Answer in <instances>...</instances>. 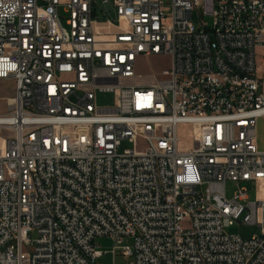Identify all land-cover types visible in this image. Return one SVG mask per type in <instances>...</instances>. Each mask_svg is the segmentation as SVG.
Instances as JSON below:
<instances>
[{"label": "built area", "instance_id": "1", "mask_svg": "<svg viewBox=\"0 0 264 264\" xmlns=\"http://www.w3.org/2000/svg\"><path fill=\"white\" fill-rule=\"evenodd\" d=\"M263 60L264 0H0V264H264Z\"/></svg>", "mask_w": 264, "mask_h": 264}, {"label": "rangeland", "instance_id": "2", "mask_svg": "<svg viewBox=\"0 0 264 264\" xmlns=\"http://www.w3.org/2000/svg\"><path fill=\"white\" fill-rule=\"evenodd\" d=\"M64 16V14H63ZM114 18V16H113ZM170 60L161 58V57H152L150 59H140L139 69L145 74H149L152 70L160 72L162 69L169 67ZM264 67V60L262 61ZM15 95V83L13 81H0V114L7 112L9 109V100L12 99ZM97 104L100 107H111L115 104V96L113 93H99L97 95ZM189 130V127H185ZM185 141L190 143V136L187 134ZM134 144L125 141L122 144L121 151L125 149H133ZM236 190L234 183L228 182L227 184V196L231 198ZM249 197L251 200H254L255 191L251 190ZM227 233L238 235L245 240L251 239L253 236L260 235L261 231L257 226L254 225H241L236 224L235 226L229 228ZM129 244V242H126ZM99 246L98 250L102 251H112L114 242L110 239H99L97 241ZM120 252L118 251V254ZM122 258L118 257V261H121ZM105 261H110V259H105Z\"/></svg>", "mask_w": 264, "mask_h": 264}, {"label": "crops", "instance_id": "3", "mask_svg": "<svg viewBox=\"0 0 264 264\" xmlns=\"http://www.w3.org/2000/svg\"><path fill=\"white\" fill-rule=\"evenodd\" d=\"M257 142L261 150H264V118L259 119L257 126Z\"/></svg>", "mask_w": 264, "mask_h": 264}, {"label": "bare ground", "instance_id": "4", "mask_svg": "<svg viewBox=\"0 0 264 264\" xmlns=\"http://www.w3.org/2000/svg\"><path fill=\"white\" fill-rule=\"evenodd\" d=\"M10 103H12V102H10ZM1 143H2V142L0 141V145H1Z\"/></svg>", "mask_w": 264, "mask_h": 264}]
</instances>
